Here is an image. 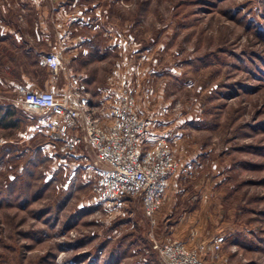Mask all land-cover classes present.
I'll return each instance as SVG.
<instances>
[{
    "label": "rangeland",
    "instance_id": "1",
    "mask_svg": "<svg viewBox=\"0 0 264 264\" xmlns=\"http://www.w3.org/2000/svg\"><path fill=\"white\" fill-rule=\"evenodd\" d=\"M94 2L124 47L86 68L99 87L118 73V90L128 88L151 121L145 147L167 137L176 174L154 227L139 197L100 202L94 155L68 151L38 113L17 106L27 85L18 80L0 101V264H163L153 239L167 237L205 264H264V0H78L75 8ZM45 68L27 69L38 89L46 90ZM170 219L190 220L188 241L167 233Z\"/></svg>",
    "mask_w": 264,
    "mask_h": 264
},
{
    "label": "built area",
    "instance_id": "2",
    "mask_svg": "<svg viewBox=\"0 0 264 264\" xmlns=\"http://www.w3.org/2000/svg\"><path fill=\"white\" fill-rule=\"evenodd\" d=\"M40 60L54 73L64 67L59 51L44 53ZM6 99L9 100L0 93V101ZM15 104L38 113L44 127L68 151H91L94 156L90 168L97 177L93 192L100 202L114 204L124 197H139L146 217L155 226L156 213L178 163L167 137L145 147L151 121L139 111L137 99L128 88L117 103L106 107L110 123L99 114L91 94L79 81L62 94L20 85ZM154 235L152 231L153 238ZM213 244L220 248L221 237L215 238ZM153 247L163 264H205L198 252L172 237L154 238Z\"/></svg>",
    "mask_w": 264,
    "mask_h": 264
},
{
    "label": "crops",
    "instance_id": "3",
    "mask_svg": "<svg viewBox=\"0 0 264 264\" xmlns=\"http://www.w3.org/2000/svg\"><path fill=\"white\" fill-rule=\"evenodd\" d=\"M77 1L0 0V93L11 94L21 79L28 86L38 88L39 85L28 76V70L32 66L44 69L45 66L40 63L41 56L59 51L68 67L64 66L57 74L50 69L45 89L62 94L66 93L73 80L83 83L99 114L106 123H110L106 111L99 108L103 104L110 106L119 101L122 89L118 90V73L112 75L108 86L99 87L95 85L91 68H86V65L104 61L117 48L124 46L119 41L114 24L106 19L102 3L86 4L81 12H77ZM44 5L46 11H42ZM23 10L29 13L27 21L21 20ZM75 16L77 18L73 19ZM55 77L60 81L55 82ZM189 221L170 219L165 229L169 228L167 233L174 237L188 241Z\"/></svg>",
    "mask_w": 264,
    "mask_h": 264
}]
</instances>
